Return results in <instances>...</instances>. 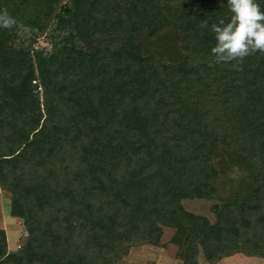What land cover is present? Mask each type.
Listing matches in <instances>:
<instances>
[{
	"label": "trees",
	"instance_id": "obj_1",
	"mask_svg": "<svg viewBox=\"0 0 264 264\" xmlns=\"http://www.w3.org/2000/svg\"><path fill=\"white\" fill-rule=\"evenodd\" d=\"M0 12L16 20L0 27V189L27 231L11 252L0 229V264H114L164 245L168 228L191 231L186 264L200 249L264 258V52L215 62L227 0H0ZM237 169L251 183L224 194ZM193 198L221 200L215 221L184 207Z\"/></svg>",
	"mask_w": 264,
	"mask_h": 264
},
{
	"label": "rangeland",
	"instance_id": "obj_2",
	"mask_svg": "<svg viewBox=\"0 0 264 264\" xmlns=\"http://www.w3.org/2000/svg\"><path fill=\"white\" fill-rule=\"evenodd\" d=\"M38 42L45 44L43 37H40ZM231 179L235 181L241 179L245 185L251 183L246 171L240 169L236 171L230 170L227 176L223 175L222 177V180H225L224 185L227 188V192L224 191V194L232 190L231 187L233 184ZM218 203H221V200L216 198H193L182 201L186 209L197 214L205 215L212 221H215V214L212 207ZM10 210V194L0 189V228L5 226L4 229L6 228L10 251L16 252L23 247L27 231L23 221L20 218L12 216ZM191 237L192 233L188 229L176 231L175 229L168 228L166 230L164 245L150 243L133 245L129 248L127 254L116 260L114 264H186L181 255ZM198 260L199 264H264L263 257L249 256L243 253H234L229 256H223L216 261L209 262L206 260L201 249L199 250Z\"/></svg>",
	"mask_w": 264,
	"mask_h": 264
},
{
	"label": "clouds",
	"instance_id": "obj_3",
	"mask_svg": "<svg viewBox=\"0 0 264 264\" xmlns=\"http://www.w3.org/2000/svg\"><path fill=\"white\" fill-rule=\"evenodd\" d=\"M264 0H227L231 16L211 25L215 46L211 53L216 63L242 60L253 51L264 52ZM0 27L10 28L15 18L0 12ZM207 26V25H205Z\"/></svg>",
	"mask_w": 264,
	"mask_h": 264
},
{
	"label": "crops",
	"instance_id": "obj_4",
	"mask_svg": "<svg viewBox=\"0 0 264 264\" xmlns=\"http://www.w3.org/2000/svg\"><path fill=\"white\" fill-rule=\"evenodd\" d=\"M4 227H5V226H4ZM4 227H3V228L1 227L0 229L5 230L6 228L4 229ZM5 231H6V230H5ZM7 240H8V239H7ZM8 249H9V251H10V247H9V246H8Z\"/></svg>",
	"mask_w": 264,
	"mask_h": 264
}]
</instances>
